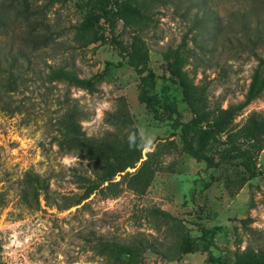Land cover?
<instances>
[{
  "label": "rangeland",
  "instance_id": "rangeland-1",
  "mask_svg": "<svg viewBox=\"0 0 264 264\" xmlns=\"http://www.w3.org/2000/svg\"><path fill=\"white\" fill-rule=\"evenodd\" d=\"M114 1L107 0V10L114 11ZM17 2L3 0L0 52L20 44L28 30L26 18L41 24L49 36L45 48L30 54L35 69L46 64L72 69L80 78L103 74L90 93L33 77L13 92L0 88V264H110L92 247L97 237L118 244L138 237L159 242L162 255L145 251L143 264H232L236 248L264 250V143L252 157L257 174L251 179L237 168L205 169L194 162L180 151L170 122L153 119L137 102L138 78L114 44L127 48L132 36L143 41L154 75L148 95L160 109V88L165 86L185 123L190 115L160 53L166 48L185 51L183 69L205 90L209 106L241 102L254 69L264 74V47L246 51L247 38L237 32L238 15L248 0H145L143 23L124 26L116 21L108 27L100 22L81 32L74 27L85 15L84 0H26L27 14L20 13ZM43 29L36 32L43 34ZM66 100L82 112L78 123L86 137L119 143L135 129L144 144L153 142L149 151L141 150V160L158 144L153 159L158 169L142 195L128 188L125 177L113 189L115 196L97 190L68 207L100 169L80 152L56 146L54 120ZM251 112L264 115V87L234 124L241 125ZM28 175L45 189L35 198L31 187L26 188L22 201L19 190ZM119 180L112 177V182ZM151 207L174 217L193 238L202 235L196 224L202 226L209 257L195 252L173 260L176 231L148 216Z\"/></svg>",
  "mask_w": 264,
  "mask_h": 264
},
{
  "label": "trees",
  "instance_id": "trees-1",
  "mask_svg": "<svg viewBox=\"0 0 264 264\" xmlns=\"http://www.w3.org/2000/svg\"><path fill=\"white\" fill-rule=\"evenodd\" d=\"M145 0H117L113 2L114 11L106 8L107 0H84L85 15L75 25L78 32L93 30L102 22L111 27L116 21L124 26H137L145 18L141 10ZM163 3L166 0H156ZM20 13H29L26 0H18ZM5 7L0 0V27L3 25ZM28 30L20 36V44L14 51L0 52V88L3 93L13 92L17 87L24 85L27 77L42 80L47 83H59L66 87H76L90 93L94 91L95 82L102 76L100 73L92 74L87 78H80L72 69L60 66L46 65L43 69H35L30 61V54L45 48L49 41L46 29L41 24L24 18ZM43 29V34L36 29ZM237 32L245 36L247 41L243 44L246 51L253 52L256 48L264 47V2L263 0H248L247 9L238 15ZM101 39V38H100ZM238 42V39L234 38ZM104 41V39H101ZM227 42L230 44L231 40ZM120 57L138 78L136 85V100L143 105L146 112L153 119H167L172 130L175 131L179 141L180 151L196 163H203L205 169H216L226 165L240 169L247 179L255 177L252 157L263 147L264 143V115L254 112L249 113L241 125L234 124V119L250 101L257 98L264 87V74L254 69L250 76L243 100L235 105L221 108L220 105L209 106L205 90L193 84L183 69L186 63V53L183 49L166 48L160 53L162 62L167 66L170 75L177 82L180 94L190 118L182 123L179 115L172 108L167 96V88H160L161 101L158 109L148 95L153 89L154 75L148 68V50L138 36H132L127 48H121ZM59 114L54 120L55 143L60 150H75L84 157L94 160L100 171L94 174L93 179L85 182L83 195L68 203V207L79 204L89 195L99 190L105 196L116 195L113 190L127 178L128 188L137 195H142L147 188L153 174L157 171L158 164L153 159L158 144L150 152L144 154L141 160L140 148H129V138L136 146L144 143L135 129L130 137L122 142L115 143L106 138L86 137L78 123L82 112L76 104L66 100L61 104ZM138 163L137 168L135 165ZM133 173L124 172L134 169ZM124 172V173H123ZM123 173L122 175H120ZM120 180L112 182L113 176ZM23 187L19 190V197L25 201V189L31 187L35 198L44 191V184L36 176H26ZM148 216L159 220L164 226H170L176 231L175 241L172 246L173 260H178L182 255L189 253H205L209 257L208 242L205 238L206 231L197 225L202 233L199 238L191 237L187 230L167 212L155 207L146 210ZM92 247L97 255L110 264H143L142 253L150 251L162 255L158 250L159 242L135 238L128 244H118L97 237L93 240ZM114 261V262H112ZM232 264H264V250H252L245 247L236 248L232 252Z\"/></svg>",
  "mask_w": 264,
  "mask_h": 264
},
{
  "label": "clouds",
  "instance_id": "clouds-1",
  "mask_svg": "<svg viewBox=\"0 0 264 264\" xmlns=\"http://www.w3.org/2000/svg\"><path fill=\"white\" fill-rule=\"evenodd\" d=\"M152 141H149L147 144H144L143 146H140V145H136V146H134L132 143H131V138H129V148L131 149V148H133V147H135V148H140V149H142L143 151H149L150 150V148H151V146H152Z\"/></svg>",
  "mask_w": 264,
  "mask_h": 264
}]
</instances>
